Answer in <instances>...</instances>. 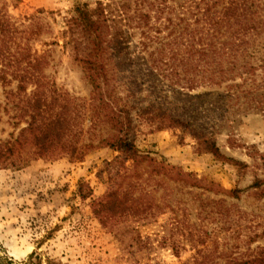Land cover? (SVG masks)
<instances>
[{"label": "rangeland", "instance_id": "rangeland-1", "mask_svg": "<svg viewBox=\"0 0 264 264\" xmlns=\"http://www.w3.org/2000/svg\"><path fill=\"white\" fill-rule=\"evenodd\" d=\"M4 1L39 69L21 96L11 94L17 80L0 86V143L27 127L30 118H22L18 101L35 91L58 100L57 110L67 105L73 129L67 140L79 150L111 138L115 130L98 108L67 31L78 4L95 9L122 0ZM152 23L169 33L164 19ZM118 29L107 65L110 89L131 111L136 145L192 174L199 186L131 162L111 182L105 164L119 153L108 147L83 159L29 156L26 164L0 168V264H224L264 247V104L238 109L225 85L193 91L172 85L151 73L155 46L144 50L141 31L124 23ZM169 119L184 126L157 130ZM199 138L214 142L222 157L204 151ZM113 190L131 199L133 208L105 227L94 204Z\"/></svg>", "mask_w": 264, "mask_h": 264}, {"label": "trees", "instance_id": "trees-1", "mask_svg": "<svg viewBox=\"0 0 264 264\" xmlns=\"http://www.w3.org/2000/svg\"><path fill=\"white\" fill-rule=\"evenodd\" d=\"M170 2L175 5L170 6ZM154 19L161 23L164 19L169 33L163 34L162 24L156 27ZM122 23L141 31L140 44L144 50L155 46L149 53L151 73H158L172 85L189 91L225 85L226 96L230 101L235 99L238 109L259 108L264 104L263 94H259L264 92V0H122L106 6L98 3L95 9L78 4L68 21L67 34L99 101L98 108L115 134L97 146L89 144L79 150L67 140L73 136L67 105L57 110L58 100H49L46 95L43 98L35 91L31 97L19 98L22 118L30 119L16 138L0 143V168L16 167L30 158H47L57 153L83 159L89 151L101 146L119 153L105 164L111 182L122 177L131 162L132 167L146 163L157 173L174 174L192 186H199L192 174L139 150L131 111L120 107L113 97L107 65ZM21 33L8 14L7 3L0 0V86L7 87L17 80V92L11 91L14 97L26 93L27 84L34 83V72L39 69V64L30 61V53L22 46ZM238 79L242 82L238 83ZM242 98L244 102L238 103ZM177 126L184 123L169 119L159 121L156 128ZM200 142L204 151L222 157L214 142L206 139ZM27 147L30 151L23 154ZM131 201L113 190L94 204V213L106 227L111 219L132 210ZM224 264H264V247L243 258H227Z\"/></svg>", "mask_w": 264, "mask_h": 264}]
</instances>
